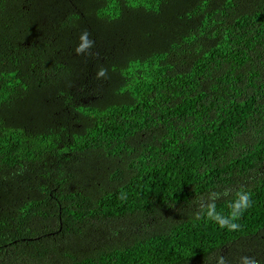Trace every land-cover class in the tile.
<instances>
[{
    "label": "trees",
    "instance_id": "16d2710c",
    "mask_svg": "<svg viewBox=\"0 0 264 264\" xmlns=\"http://www.w3.org/2000/svg\"><path fill=\"white\" fill-rule=\"evenodd\" d=\"M217 255L264 264V0H0V264Z\"/></svg>",
    "mask_w": 264,
    "mask_h": 264
},
{
    "label": "clouds",
    "instance_id": "9594fccd",
    "mask_svg": "<svg viewBox=\"0 0 264 264\" xmlns=\"http://www.w3.org/2000/svg\"><path fill=\"white\" fill-rule=\"evenodd\" d=\"M80 43L75 48L77 54L83 52L91 47L92 41L88 39V33L85 31L79 36ZM104 69H100L97 76H103ZM221 194L215 190H209L207 193V203L201 204L200 209L195 213L196 218L199 219L203 215L208 221L215 223L219 228L226 229L229 232L238 231L240 225L236 222L243 212L250 207L251 198L250 192L238 189L230 201L227 202V214H223L216 209V200ZM216 264H225L223 255H217ZM239 264H257V262L249 256H240Z\"/></svg>",
    "mask_w": 264,
    "mask_h": 264
}]
</instances>
